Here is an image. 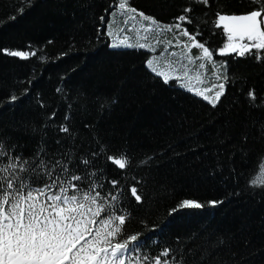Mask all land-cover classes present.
<instances>
[{"label":"trees","instance_id":"obj_1","mask_svg":"<svg viewBox=\"0 0 264 264\" xmlns=\"http://www.w3.org/2000/svg\"><path fill=\"white\" fill-rule=\"evenodd\" d=\"M113 2L0 0V50L36 51L28 59L0 51V136L10 138L25 156L42 140L54 153L71 144L58 130L67 122L81 155L96 150L99 142L111 150L108 154L123 151L131 157L127 170L104 157L96 162L106 171L102 194L118 191L109 180L121 181L122 200L132 216L127 233L158 226L153 256L165 246L177 248L179 237L185 264H264V192L251 190L247 183L264 161V59L219 55L227 37L214 26L217 13H246L254 9L252 0H209L208 5L198 0H130L162 23L175 22L184 8L192 7L193 24L185 26L202 33L197 39L214 50L217 67L228 61L230 81L215 108L178 82L166 85L146 69L145 60L176 34L154 31L143 40L144 33L137 31L140 18L125 24L119 12L110 17ZM100 16L104 23L111 19L114 32L124 28L121 37L149 43L157 52L109 47ZM164 57L180 59L169 53ZM214 82L208 62L202 86ZM250 90L255 101L248 97ZM12 94L19 99L10 103ZM65 116L70 119L65 121ZM134 182L142 204L128 191ZM184 199L223 203L170 216Z\"/></svg>","mask_w":264,"mask_h":264},{"label":"snow or ice","instance_id":"obj_2","mask_svg":"<svg viewBox=\"0 0 264 264\" xmlns=\"http://www.w3.org/2000/svg\"><path fill=\"white\" fill-rule=\"evenodd\" d=\"M198 2L209 4V0ZM252 3L254 9L243 14L217 13L214 26L222 29L227 37V42L218 49L219 55L247 57L255 54L257 60L264 59L261 56L264 53V0H259V4L257 0H252ZM111 7L110 17L115 18L119 12L126 17L125 24L140 18L142 23L137 31L144 33L141 38L145 41L149 38L148 34L154 31L176 34L175 40L165 42L159 55L169 53L172 57L179 56L177 63L181 67L174 69L171 61H165L168 70H159L160 62L156 55H152L144 62L147 70L162 78L166 85L179 82L181 88L207 101L213 108L221 102L230 81L228 61L224 60L217 67L214 50L197 39L202 33L198 29L190 32L185 26L193 24L189 15L191 6L184 8V14L175 17L173 23H162L132 6L130 0H114ZM18 11L22 15L24 10L20 8ZM99 20L107 29L103 35L110 38L109 47L157 52V48L149 43L134 44L127 35L121 37L124 28L114 32L111 19L104 23V16H100ZM132 27L135 28V25ZM154 43L159 45L160 40ZM194 49L198 50V55L193 54ZM0 51L22 59L36 55L35 50ZM208 62L216 82L205 87L202 85L206 83ZM192 66H196L195 75L192 74ZM60 91L57 89V92ZM248 97L255 101V91L250 90ZM18 99L12 94L9 102ZM55 115L53 112L52 117ZM64 119L68 121L70 118L65 116ZM58 130L71 141L68 148L49 152L46 141L42 140L30 156H25L22 150L17 151L18 146L10 143V138L0 136V264H185L186 257L179 248V237L176 238L177 248L165 246L154 256L151 254V248L159 243L152 240L157 225L144 232L127 233L126 227L132 216L122 200L120 180L108 181L111 188L118 189L115 194L112 191L102 194L106 171L100 169L96 162L104 157L119 170H127L132 166L131 157L123 151L108 154L111 150L99 142L96 150L81 155L82 149L75 145L68 123L60 125ZM56 143L61 144V141ZM141 164H147V161H141ZM136 183L128 191L137 204H142L143 197L138 194ZM247 183L251 190L264 192V161L258 165V173L250 176ZM222 203L221 200L202 203L184 199L171 209L169 215ZM163 227H160L161 233Z\"/></svg>","mask_w":264,"mask_h":264},{"label":"rangeland","instance_id":"obj_3","mask_svg":"<svg viewBox=\"0 0 264 264\" xmlns=\"http://www.w3.org/2000/svg\"><path fill=\"white\" fill-rule=\"evenodd\" d=\"M153 55H156L158 61L160 62L159 70H162V71L168 70V65H167V63H165V61H171L172 62V66H173L174 69L178 68V67H181V65L177 63V61H178L177 58H173V59L169 60V59L165 58L164 56H160L159 53H156V54H153ZM178 84H179V82H178Z\"/></svg>","mask_w":264,"mask_h":264}]
</instances>
